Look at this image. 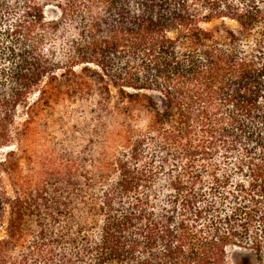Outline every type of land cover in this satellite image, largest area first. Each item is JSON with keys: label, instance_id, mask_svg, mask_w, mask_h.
<instances>
[{"label": "trees", "instance_id": "16d2710c", "mask_svg": "<svg viewBox=\"0 0 264 264\" xmlns=\"http://www.w3.org/2000/svg\"><path fill=\"white\" fill-rule=\"evenodd\" d=\"M80 98L94 158L30 155L23 174L12 148ZM4 149L0 264H227L236 247L264 264V0H0ZM59 178L77 193H49Z\"/></svg>", "mask_w": 264, "mask_h": 264}, {"label": "rangeland", "instance_id": "374dc122", "mask_svg": "<svg viewBox=\"0 0 264 264\" xmlns=\"http://www.w3.org/2000/svg\"><path fill=\"white\" fill-rule=\"evenodd\" d=\"M57 16V13L49 15ZM79 70V68H77ZM100 96L97 90V98ZM79 101H63L55 108V111L45 114L38 124L34 125L32 135L26 144L16 150L21 158L23 174L29 172V156L32 155L38 164L50 162L59 171H63L69 165L75 167L80 160L90 163L99 149V143L105 142L98 129L99 116L95 112L96 102L90 98ZM107 142L105 145L109 149ZM8 149L0 150V161L4 159ZM26 151V152H25ZM37 160L39 163H37ZM83 162V161H81ZM31 164V163H30ZM41 166V165H40ZM67 179L59 178V182L51 180L56 185L49 189V193H77L75 186L77 183L73 178L71 184H67ZM5 182L8 190L13 194L10 181L5 175ZM67 187V188H66ZM227 264H256V257L253 251L247 248L236 247L229 251Z\"/></svg>", "mask_w": 264, "mask_h": 264}]
</instances>
